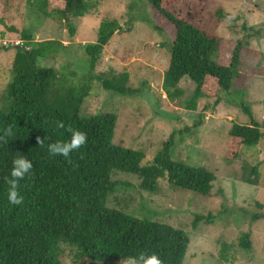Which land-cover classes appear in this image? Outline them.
Returning a JSON list of instances; mask_svg holds the SVG:
<instances>
[{
    "label": "trees",
    "instance_id": "trees-1",
    "mask_svg": "<svg viewBox=\"0 0 264 264\" xmlns=\"http://www.w3.org/2000/svg\"><path fill=\"white\" fill-rule=\"evenodd\" d=\"M10 1L0 0V4L6 10ZM29 1V7L32 3H45V0ZM101 1L62 0V7L55 12L69 34L74 35V24ZM163 1L147 0L156 13L152 28L166 33L171 40L169 64L162 78L163 90L178 106L175 101L178 83L187 76L194 82L195 92L185 108L197 110L196 101L203 96L217 97L216 104L220 92H229L234 77L243 79L242 73L236 70L242 49L248 38L260 31L243 23L241 29L248 33L236 40L230 63L222 64L209 57L220 46L221 38L209 32L207 26L195 25L166 10ZM216 17L217 21L229 20L221 10L216 11ZM9 29L15 30L13 26ZM129 30L120 29L117 19L103 17L95 41L82 45L88 56V68L79 75L75 69L65 66L57 69L40 64L48 56L42 48L44 43L47 46L62 43L36 41L30 28L20 31L24 42L16 46L10 79L0 92V132L8 125L13 126L14 132L7 144L0 143V264H62L61 244L75 248L77 256L98 264L109 258L121 260L140 251H155L164 264H183L189 244L184 230L107 206L108 197L115 190L111 175L132 173L139 179V187L149 192L156 191L158 180H166L172 187L206 196L210 194L214 173L203 165L172 159L166 145L150 163L143 164V152L114 143L115 113L84 115L81 109L95 85L105 91L126 93L129 90L125 72L92 71L103 48ZM63 57L65 65L75 63V57L68 52ZM241 107L251 116L247 105ZM56 121H63L65 128H58ZM68 125L85 132L87 144L69 158L50 156L48 144L69 139ZM227 134L231 151L228 160H235L245 147L257 145L264 130L256 121L232 123ZM37 137L45 139L43 147L38 145ZM20 155L26 156L33 168L19 181L18 191L24 203L13 205L8 201L4 178L9 176L13 158ZM258 177L257 168L251 167L242 174L241 180L256 184ZM250 215L253 220L264 218V213ZM215 217L211 212L194 213L192 227L196 228L200 221L213 223ZM222 245L221 254L225 257L227 244ZM239 245L245 250L251 249L250 231L240 236Z\"/></svg>",
    "mask_w": 264,
    "mask_h": 264
},
{
    "label": "rangeland",
    "instance_id": "rangeland-1",
    "mask_svg": "<svg viewBox=\"0 0 264 264\" xmlns=\"http://www.w3.org/2000/svg\"><path fill=\"white\" fill-rule=\"evenodd\" d=\"M28 1L12 0L6 10L0 4V92L10 79L16 46L24 42L21 30L30 28L36 41L62 43L42 45L48 56L41 65L57 69L65 66L79 75L88 68L82 45L95 41L103 17L117 19L120 29L130 30L103 48L92 71L125 72L130 88L120 93L93 86L82 104L83 114L115 113L114 143L143 152V164L150 163L166 145L172 159L203 165L215 179L210 194L205 196L172 187L166 180H158L156 191L149 192L139 187L136 175L113 172L115 190L107 206L184 230L189 244L183 264H264V218L253 220L250 215L264 213V135L257 145L245 147L238 158L228 160L231 151L227 134L232 123L256 121L264 130V0L163 1L166 10L195 25L207 26L209 32L221 38L220 46L209 57L222 64L230 63L236 40L248 33L241 29L243 23L260 31L249 37L242 49L236 70L243 79L234 77L229 92H220L216 104L217 97L198 98L197 110L184 106L191 103L195 92V84L187 76L178 83V106L162 88L171 40L166 33L152 28L156 13L147 0H102L74 24V35L55 12L62 7V0H45L44 5L31 2L30 7ZM217 10L229 20L217 21ZM11 26L14 31L9 29ZM65 52L75 57L74 64L65 65ZM242 104L249 107L251 116L243 111ZM251 167L259 171L256 184L241 180ZM208 212L216 214L214 222L200 221L193 228L194 213ZM247 231L250 250L239 245L240 236ZM223 243L227 244L225 257L221 254ZM61 249L62 264H98L77 256L78 251L69 245L61 244ZM99 264H120V260L109 258Z\"/></svg>",
    "mask_w": 264,
    "mask_h": 264
},
{
    "label": "clouds",
    "instance_id": "clouds-1",
    "mask_svg": "<svg viewBox=\"0 0 264 264\" xmlns=\"http://www.w3.org/2000/svg\"><path fill=\"white\" fill-rule=\"evenodd\" d=\"M58 128H65L63 121H56ZM67 132L70 134L66 141H56L48 144V153L50 156H62L69 158L73 152H78L87 144V134L72 125L67 126ZM14 135L13 126L8 125L0 132V143L7 144L9 139ZM45 139L37 137V143L40 147L44 146ZM71 163V160L68 161ZM33 168L32 162L24 155L13 158L12 167L9 176L5 177L8 185L7 198L9 203L13 205H21L24 203L23 196L19 193V181L23 180ZM120 264H164L160 255L155 251H140L136 255H128L120 260Z\"/></svg>",
    "mask_w": 264,
    "mask_h": 264
}]
</instances>
